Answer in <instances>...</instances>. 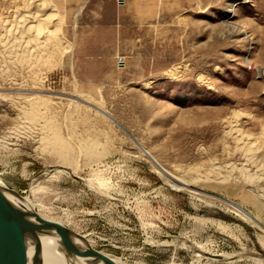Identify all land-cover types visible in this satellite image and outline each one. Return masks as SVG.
<instances>
[{
    "label": "rangeland",
    "instance_id": "obj_1",
    "mask_svg": "<svg viewBox=\"0 0 264 264\" xmlns=\"http://www.w3.org/2000/svg\"><path fill=\"white\" fill-rule=\"evenodd\" d=\"M26 1L0 0V18ZM55 1L71 49L41 72L51 87L27 86L0 24V188L114 264H264V211L242 204L251 191L264 209V164L246 165L221 124L237 113L243 133L264 126V0ZM110 1L114 18L103 20ZM74 82L92 100L77 99ZM20 93L50 97L62 135L77 149L96 137L100 156L56 160L37 125L15 123Z\"/></svg>",
    "mask_w": 264,
    "mask_h": 264
},
{
    "label": "bare ground",
    "instance_id": "obj_2",
    "mask_svg": "<svg viewBox=\"0 0 264 264\" xmlns=\"http://www.w3.org/2000/svg\"><path fill=\"white\" fill-rule=\"evenodd\" d=\"M138 6L136 5V7ZM66 14L67 13L65 11H60L55 0H27L23 7L15 11L14 18L12 20L0 18V24L8 33L6 36H9V39L5 41L8 43L5 47V50L7 55L11 56V64L26 68L29 74V78L26 82L27 86L30 85L35 88L52 86V83L48 82L47 79H42L41 72L44 71V73L46 72V74H49L55 71L58 63V56L62 55L61 53L64 51L63 48H66L67 50V48L69 49L71 47V43L64 38V33L62 30L65 24ZM74 17L76 18L75 13ZM2 26L0 28H3ZM1 55L3 57V54ZM6 68H8V66ZM174 71L175 69L171 70L170 73L173 74L175 73ZM48 80H50L49 77ZM73 84L75 87V82ZM74 91V93H76V98L79 100L85 101L84 99L91 98L89 94L81 92V90L77 89L76 87ZM3 93L0 92V96H5ZM8 97L11 96L9 95ZM10 101L12 102L10 104L14 107L15 123L20 124L21 127L37 125L36 129L38 130L39 136L38 142L43 148L50 151L52 153H50V155L54 156L56 160L58 159L64 164L70 166L74 165L75 167L78 153L82 154V157L84 155V159H87L86 161L88 162L90 160L95 161L100 156V152L97 151V146L92 145L93 143H97L96 137L90 136L86 139H81L79 143V149H77L74 147L72 142L73 140H70V142L73 144L72 145L67 140L70 138H65L62 135V127H59L60 123L57 125L58 122L56 123L57 120L54 117L55 115L52 114L53 104L50 97L34 93H20L17 95L15 94L14 97L10 98ZM73 106L74 108H79V104L77 103H74ZM93 106L95 107V105ZM71 107L72 106H70L69 109ZM83 110L84 109H82V111ZM76 112L77 111H75V113ZM69 115L70 114L67 116L71 117ZM84 120L82 122H84L83 124L85 125ZM74 121H76V118L73 120V122ZM239 121L240 119L237 113H233L232 116H228L221 120V124L224 129V136L229 138L234 143V151H237L243 155L246 165L254 164L257 166L259 163L260 169L264 164V126L260 128L257 136L252 137L251 135L242 132ZM70 124H72V122ZM73 124L74 126L76 125L75 122ZM20 125H15V127L17 126L18 128ZM68 126V130L71 132L72 129L70 130ZM12 127H14V125ZM74 136L76 137V135ZM2 141L3 144H5V148H8L9 144L4 140ZM74 148L78 151H76ZM255 155H257L259 159ZM210 169H216L215 165H211ZM239 169L243 170V172H247L243 163L241 166L239 164ZM181 173L183 176L188 174V168L182 170ZM245 175L246 181L251 184H254L256 181H259V183L262 181L260 176H258L259 178L257 176L254 178L253 174ZM178 179L181 183L185 184V182L182 180L184 178L181 179L179 177ZM219 179H221V177H219ZM2 185L4 188L3 194L0 193L2 200L9 201L11 204H13L17 212L24 220L28 222L30 226V236L27 245L29 253L31 255L33 254V264H114V261L109 259L105 254L91 249L83 236L69 231L68 227L64 228L58 225L56 222L59 221L43 219L39 216V218H36V216H34L35 214H33V210H31V207L28 206L29 203L27 200L17 197L10 187H8L3 181ZM246 198L248 201H242V204L251 205L257 214L262 215L264 209H260V206L263 205H261L258 195L250 191V193L246 195ZM114 260L120 264L116 259Z\"/></svg>",
    "mask_w": 264,
    "mask_h": 264
},
{
    "label": "water",
    "instance_id": "obj_3",
    "mask_svg": "<svg viewBox=\"0 0 264 264\" xmlns=\"http://www.w3.org/2000/svg\"><path fill=\"white\" fill-rule=\"evenodd\" d=\"M0 193L3 190L0 188ZM62 227H67L56 222ZM30 226L13 204L0 197V264H33L28 250Z\"/></svg>",
    "mask_w": 264,
    "mask_h": 264
},
{
    "label": "crops",
    "instance_id": "obj_4",
    "mask_svg": "<svg viewBox=\"0 0 264 264\" xmlns=\"http://www.w3.org/2000/svg\"><path fill=\"white\" fill-rule=\"evenodd\" d=\"M104 16L102 17V19L104 20H111L114 18V13L116 11V8L114 6V2L110 1L109 4L104 6ZM107 25L111 24L110 22H106Z\"/></svg>",
    "mask_w": 264,
    "mask_h": 264
},
{
    "label": "built area",
    "instance_id": "obj_5",
    "mask_svg": "<svg viewBox=\"0 0 264 264\" xmlns=\"http://www.w3.org/2000/svg\"><path fill=\"white\" fill-rule=\"evenodd\" d=\"M118 4H123L124 0H116Z\"/></svg>",
    "mask_w": 264,
    "mask_h": 264
}]
</instances>
